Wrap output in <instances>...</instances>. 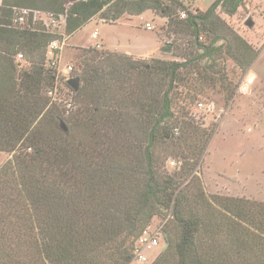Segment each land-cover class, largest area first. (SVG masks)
I'll use <instances>...</instances> for the list:
<instances>
[{"label":"trees","instance_id":"1","mask_svg":"<svg viewBox=\"0 0 264 264\" xmlns=\"http://www.w3.org/2000/svg\"><path fill=\"white\" fill-rule=\"evenodd\" d=\"M71 1L0 6V153L12 154L0 168V264H132L136 240L166 213L165 248L152 264H264V203L206 192L197 169L215 131L187 112L176 117L171 96L185 82L215 86L221 53L252 65L259 52L216 12L233 17L243 0H216L205 12L180 0L73 3L71 36L93 19L115 24L151 11L167 20V36L186 40L173 51L178 61L87 49L73 73L78 107L65 117L47 94L56 36L8 25L13 6L58 15ZM170 156L181 162L173 172Z\"/></svg>","mask_w":264,"mask_h":264},{"label":"rangeland","instance_id":"2","mask_svg":"<svg viewBox=\"0 0 264 264\" xmlns=\"http://www.w3.org/2000/svg\"><path fill=\"white\" fill-rule=\"evenodd\" d=\"M180 1L190 10L196 7L205 12L216 0ZM216 12L259 52L258 57L245 70L225 53L216 56L215 58H220L217 69H222L224 76L214 75L218 79L215 86L202 83V90L187 82L180 85L171 94L173 109L176 117L181 119L187 112L188 120L193 119L201 129L215 131L201 167L197 169L206 192L209 195L264 203V0H243L233 17L223 13L221 7ZM142 16L130 19L124 17L115 24L93 19L76 32L63 49V65L71 63L79 69L87 49L96 43H100L102 47L94 50L119 55L131 52L135 55L132 58L145 62L152 59L182 60L173 51L186 39L182 35L167 36V20L151 11ZM146 22L152 23L153 31L146 30ZM96 31L99 34L98 40L92 38ZM161 42H164L162 47H169L171 52L161 50V55L136 57L148 53ZM222 43L223 40L218 45ZM25 67L27 63L22 62L19 69ZM204 75L213 76L205 71L202 73ZM251 75L253 77L250 79ZM200 103L203 104L202 108L199 107ZM77 107L78 105L76 109ZM162 150L160 148L159 153ZM10 158L12 154L0 153V168ZM180 165L178 158L170 156L165 168L173 172ZM167 216L166 213L155 217L151 222L153 229L161 226L164 229L169 218ZM164 248L165 244L162 242L149 253L151 262L146 264H152Z\"/></svg>","mask_w":264,"mask_h":264},{"label":"built area","instance_id":"3","mask_svg":"<svg viewBox=\"0 0 264 264\" xmlns=\"http://www.w3.org/2000/svg\"><path fill=\"white\" fill-rule=\"evenodd\" d=\"M90 0H72L66 4V10L61 14H53L39 9L23 8L13 6L11 10V19L9 28L15 29H31L36 30L41 26L47 33L56 36L47 48L46 67L52 69L56 76V85L48 91V97L51 104H56L63 108L64 116H71L76 110L75 91L68 84V80L75 77V67L73 64L63 65L62 52L68 45L71 35L67 34V18L68 9L73 3L88 2ZM186 11L181 12V18H186ZM146 30L153 31L154 27L151 22L145 23ZM94 40H98V32L92 35ZM100 43L92 46V49H100ZM23 55L19 54L18 59H22ZM203 107V104H199ZM163 226L159 229H153L152 225L148 226L135 242L134 259L132 264H146L151 262L149 253L157 249L164 242ZM155 260V259H154Z\"/></svg>","mask_w":264,"mask_h":264},{"label":"crops","instance_id":"4","mask_svg":"<svg viewBox=\"0 0 264 264\" xmlns=\"http://www.w3.org/2000/svg\"><path fill=\"white\" fill-rule=\"evenodd\" d=\"M2 4V0H0V6ZM148 12V11H147ZM146 13V12H145ZM153 13V12H152ZM144 14V13H143ZM142 14V15H143ZM154 14V13H153ZM142 15H140L141 17H143ZM157 16V15H156ZM138 17V16H136ZM163 19V18H162ZM166 20V19H165ZM73 36H71L72 38ZM162 43L164 42H161L159 45H157L155 48L151 49L148 53H145V54H139L137 55L136 57L138 58H145L146 56H150V55H161V49H162ZM124 54L126 55H129V56H135L133 55L131 52H125Z\"/></svg>","mask_w":264,"mask_h":264},{"label":"water","instance_id":"5","mask_svg":"<svg viewBox=\"0 0 264 264\" xmlns=\"http://www.w3.org/2000/svg\"><path fill=\"white\" fill-rule=\"evenodd\" d=\"M68 84L74 89V91H78L80 87V79L78 77H73L68 80ZM66 129V126H64Z\"/></svg>","mask_w":264,"mask_h":264},{"label":"bare ground","instance_id":"6","mask_svg":"<svg viewBox=\"0 0 264 264\" xmlns=\"http://www.w3.org/2000/svg\"><path fill=\"white\" fill-rule=\"evenodd\" d=\"M253 77V75L250 76V79Z\"/></svg>","mask_w":264,"mask_h":264}]
</instances>
